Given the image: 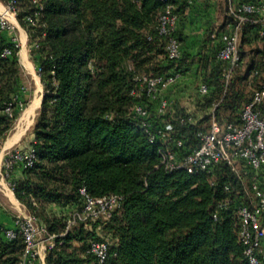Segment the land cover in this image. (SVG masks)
Masks as SVG:
<instances>
[{
    "label": "trees",
    "instance_id": "trees-1",
    "mask_svg": "<svg viewBox=\"0 0 264 264\" xmlns=\"http://www.w3.org/2000/svg\"><path fill=\"white\" fill-rule=\"evenodd\" d=\"M40 2L43 9L33 27L23 23L34 11L31 0L17 5L18 21L41 67L44 96L34 120V164L21 169L13 194L55 236L45 263L98 264L87 250L91 242L103 241L108 245L104 264H247L237 209L251 202L252 174L242 169L237 176L225 164L208 173L165 170L160 165L162 140L149 142L133 108L140 104L147 111L152 129L172 126L170 146L177 159L199 146L197 134L207 131L215 103L220 125H238L241 109L264 78V37L258 36V26H242L240 64L225 83L223 64L216 59L222 30L207 34L210 55L182 52L179 60H171L166 39L157 31L164 8L160 0ZM173 3L175 12L182 13L185 2ZM225 3L223 17L231 25ZM5 33L0 31V109L14 98L25 108L18 52ZM176 37L180 41L178 26ZM5 48L10 55L2 57ZM176 73L179 79L161 96H147L136 80ZM190 74L192 81L184 83L183 76ZM201 84L207 87L205 95L198 91ZM160 98L168 103L162 114ZM20 113L19 108L13 117L0 113V145ZM258 182L264 192V166ZM81 188L93 198L117 195L121 207L108 219L78 222L66 230L68 220L82 209ZM48 206L72 212L71 217L50 216ZM22 252L21 237L8 240L0 232V264H18ZM260 260L264 264V240Z\"/></svg>",
    "mask_w": 264,
    "mask_h": 264
},
{
    "label": "built area",
    "instance_id": "built-area-1",
    "mask_svg": "<svg viewBox=\"0 0 264 264\" xmlns=\"http://www.w3.org/2000/svg\"><path fill=\"white\" fill-rule=\"evenodd\" d=\"M160 1L164 4V8L157 20V31L166 39L167 57L171 60H179L182 51L180 41L176 37L178 14L175 12L173 0ZM31 4L34 6L33 13L23 18V23L28 27H33L39 22L43 9L40 0H31ZM17 5L18 0H6L5 10L0 14V31L10 35L13 33L12 20L17 19ZM227 10L233 23L219 33L220 48L216 54L217 61L223 64L222 77L225 83H228L240 64L239 42L242 26L246 23L255 24L258 26V36L264 37V3L237 4L234 0H228ZM215 37V34L211 35V39ZM11 40L19 53L24 46L13 36ZM9 55L10 50L5 48L1 56ZM34 74L40 78L41 67L36 65ZM179 77L177 73L166 78L148 74L136 80L141 83L147 96L155 97L161 96ZM198 91L201 95H205L207 87L201 84ZM132 94L140 97L139 92L133 91ZM218 104L219 102L212 107L207 131L197 134L199 146L181 159H177L170 146L172 131L170 124L152 129L147 122V111L140 104L135 105L133 113L139 117L149 142L162 140L163 145L159 149L160 165L167 171L183 169L187 173H208L220 164L227 165L237 176L241 175L242 169L249 170L252 174L249 189L251 202L237 209L239 237L245 247L247 264H261L264 240V192L259 186L258 173L264 166V116L261 113V108L264 107V78L259 88L253 92L250 101L241 109L238 125L219 124L215 113ZM167 105V100L160 98L158 113L162 114ZM16 108H19L21 112L25 109L23 103L14 98L3 105L0 113L13 117ZM180 145V141L175 142V146ZM34 160L35 154L32 147L28 150L12 148L2 152L3 179L10 180L11 173L17 167L20 169L32 167ZM7 187L10 192H13L14 183L8 181ZM79 195L83 200L82 209L80 212H75L68 220L66 230L78 222L108 219L122 204V198L117 195L93 198L88 195L85 188L79 189ZM13 224L14 227L11 229L0 227V232L8 240L22 238L23 252L18 264H46V255L54 247L55 236L49 234L47 229L38 223L37 218L30 214L16 213ZM87 252L96 258L98 264H104L108 257V245L103 241L91 242Z\"/></svg>",
    "mask_w": 264,
    "mask_h": 264
},
{
    "label": "crops",
    "instance_id": "crops-1",
    "mask_svg": "<svg viewBox=\"0 0 264 264\" xmlns=\"http://www.w3.org/2000/svg\"><path fill=\"white\" fill-rule=\"evenodd\" d=\"M186 4L182 13L178 14V29L181 33L180 44L183 55L187 56H208L211 54L210 42L207 40L208 32L224 30L229 24L224 20V0H183ZM228 1V0H227ZM224 3V5H223ZM6 0H0V14L4 12ZM14 31L2 36H13L24 46L18 53V61L22 69V84L25 89L26 107L16 119L14 131L10 138H6L0 145V227L13 228V218L16 213L27 214L24 207L20 206L13 192L7 187L8 181L18 180L22 177L19 167L11 173L10 180L2 177V152L12 148L28 150L34 142L32 119L36 110L40 107L44 90L39 77L35 76L36 55L31 51L30 41L26 29L19 23L18 18L12 20ZM25 79V81H24ZM29 80L32 81V85ZM184 83H189L186 76H183ZM27 86H26V84ZM190 88V87H188ZM32 108L26 115L25 110ZM15 123V122H14ZM16 127V128H15ZM24 209V210H23ZM15 212H14V211Z\"/></svg>",
    "mask_w": 264,
    "mask_h": 264
},
{
    "label": "rangeland",
    "instance_id": "rangeland-1",
    "mask_svg": "<svg viewBox=\"0 0 264 264\" xmlns=\"http://www.w3.org/2000/svg\"><path fill=\"white\" fill-rule=\"evenodd\" d=\"M225 1V0H224ZM223 5H224V3H223ZM224 9V8H223ZM225 20V19H224ZM260 46H261V44H259ZM248 60H247V58L245 59V61H244V63H246ZM193 76V75H192ZM186 78L189 80V81H192V79H193V77H191V74L190 75H187L186 76ZM24 81H25V79H24ZM26 82V81H25ZM29 82H30V84H31V86H33L32 85V81L31 80H29ZM26 84V83H25ZM26 86H27V84H26ZM180 104L183 106L184 105V100H181L180 101ZM25 108H27V107H25ZM31 110H32V108H30V109H26L25 110V112L24 113H26V115L27 114H29L30 112H31ZM38 110H39V108L36 110V113H35V115H34V118L32 119V125H31V129H33V127H34V120H35V118H36V116H37V112H38ZM20 114H22V113H20ZM195 114H198L199 115V117L201 116V111H196V113ZM15 124H16V121H15V123L13 124V126H12V128H11V130L6 134V137H5V139L6 138H10V136H12L16 131H14V126H15ZM16 128V127H15ZM4 139V140H5ZM19 203V202H18ZM20 204V203H19ZM20 206H22V207H24L23 205H21L20 204ZM24 209H25V211H26V213L28 214L29 212H28V210L24 207ZM23 209V210H24ZM14 211V210H13ZM15 212V211H14ZM47 213L50 215V216H54V217H64V218H70L71 217V213L72 212H65L66 214H64L63 213V210H61V209H59V208H56V207H53V206H48L47 207ZM63 215H66V216H63Z\"/></svg>",
    "mask_w": 264,
    "mask_h": 264
}]
</instances>
